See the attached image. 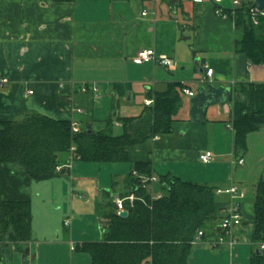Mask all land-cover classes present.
Instances as JSON below:
<instances>
[{"label":"crops","instance_id":"obj_1","mask_svg":"<svg viewBox=\"0 0 264 264\" xmlns=\"http://www.w3.org/2000/svg\"><path fill=\"white\" fill-rule=\"evenodd\" d=\"M233 1L224 0L221 7L232 9ZM215 9L211 0H0V123L38 115L120 136L121 119L139 118L149 108L145 101L169 84L185 85L195 95L209 84L233 92L241 84H264V65L236 53L234 22L216 17ZM149 49L176 65L133 62ZM206 67L213 69L212 78ZM180 97L171 132L128 147L124 164L77 163L39 183L0 165V198L30 202L32 210V241L20 248L2 246L0 264H92L76 247L103 241L105 194L111 201L125 193L133 164L147 161L157 178L169 175L215 190L237 185L245 193L238 200L242 226L234 233L237 243L209 246L220 236L231 201L217 195L219 218L208 237L194 245L188 264H250L258 250L252 237L255 189L264 181V126L248 136L244 164L238 165L229 128L233 104L211 106L196 122L193 97ZM206 152L213 159L204 164L200 156ZM154 191L163 194L157 185ZM250 192L253 200L247 201Z\"/></svg>","mask_w":264,"mask_h":264},{"label":"trees","instance_id":"obj_2","mask_svg":"<svg viewBox=\"0 0 264 264\" xmlns=\"http://www.w3.org/2000/svg\"><path fill=\"white\" fill-rule=\"evenodd\" d=\"M253 6L243 0L239 7L223 9L220 5V8L234 22L236 53L244 55L253 65H264V17H259L254 25L250 13ZM182 87L186 86L167 85L165 91L150 97L153 106L139 118H122L124 132L120 136L96 133L90 127H82L79 134H73L71 122L38 115L20 122L0 123V165L18 169L34 182L48 181L61 174L56 168L67 163L72 144L80 156L78 163L124 164L129 160L128 147L171 132L173 119L182 107ZM233 94L230 103L234 147L235 156L240 159L247 152L248 136L264 126V84H241ZM132 169L139 176L154 175L151 161L134 163ZM158 180L155 185L163 196L152 200L141 179L130 176L127 190L120 196L133 193L148 205L136 202L133 208H128L126 218L118 215L107 192L100 207L107 230L104 240L84 243L76 250L88 254L92 264H143L149 260L153 264H188L198 232L204 233L203 239L207 238L219 218L221 210L215 189L169 175ZM254 215L252 239L258 244L264 241V181L255 189ZM31 241L30 202H6L0 198V248L6 245L20 248ZM250 264H264V255L254 253Z\"/></svg>","mask_w":264,"mask_h":264},{"label":"built area","instance_id":"obj_3","mask_svg":"<svg viewBox=\"0 0 264 264\" xmlns=\"http://www.w3.org/2000/svg\"><path fill=\"white\" fill-rule=\"evenodd\" d=\"M195 3L202 4L207 0H192ZM213 4L216 6L215 9V15L216 17L220 19L227 18V15L224 14L223 9L220 8V5L224 2V0H211ZM254 4V0H247ZM241 5V2L239 0L233 1V8L239 7ZM251 17L253 19L254 25L258 24V18L264 17V12L259 10L255 5L250 9ZM147 13L143 12L142 16H146ZM133 62L135 64H144V63H158L162 67L165 68H172L176 65L175 61L169 57L166 56H159L155 53L154 50H142L140 51L137 56L133 59ZM206 76L207 78H212L213 76V69H210L206 67ZM3 82H7V80H3ZM29 95L33 94V91L28 92ZM180 94L185 95L188 97H195V93L188 89L187 87H182L180 89ZM154 104L153 100H147L145 101L146 107H151ZM77 113H82L81 110H77ZM233 130V126L229 127ZM71 130L73 134H79L80 133V127L77 122L73 121L71 122ZM213 159V153L206 152L200 156V161L204 164L210 163ZM80 161V156L77 153V147L76 145L72 144L68 150V158L67 163L58 166L56 168V171L62 172L63 170H72ZM236 163L238 165H243L244 160L242 158L237 159ZM134 176H137L141 179V183L143 188L151 195L152 200L160 199L162 198V194L155 193L154 187L155 184L159 182L158 178L156 176L151 177H143L137 175L135 172L133 173ZM216 195H228L230 197V204L228 208L225 210L224 217L220 223V236L216 241L210 242L209 246L213 249L219 247V246H234L237 242L234 237L235 231L242 226V214H241V204L238 202V200H241L245 197V193L240 190V188L237 185H230L227 189H216L215 190ZM142 202L145 205H148L146 201L136 196L133 193H130L126 195L125 197H122L120 195H113L111 202L115 206L118 215L120 213L127 211L128 208H133L136 204V202ZM150 207V206H149ZM204 233L198 232L196 239L193 243V245L199 244L203 240ZM258 253L264 255V241L258 243ZM143 264H153L152 260H149L148 262H145Z\"/></svg>","mask_w":264,"mask_h":264},{"label":"water","instance_id":"obj_4","mask_svg":"<svg viewBox=\"0 0 264 264\" xmlns=\"http://www.w3.org/2000/svg\"><path fill=\"white\" fill-rule=\"evenodd\" d=\"M254 5L264 12V0H254ZM234 94L232 89L226 87H215L212 84L200 88L197 95L192 98V111L191 116L194 121L202 122L205 111L214 105H225L230 102ZM64 174V172L62 173ZM128 212L120 213V217L126 218Z\"/></svg>","mask_w":264,"mask_h":264},{"label":"rangeland","instance_id":"obj_5","mask_svg":"<svg viewBox=\"0 0 264 264\" xmlns=\"http://www.w3.org/2000/svg\"><path fill=\"white\" fill-rule=\"evenodd\" d=\"M248 147V146H247ZM261 150H264V147L261 149ZM244 175H246V172H245V174ZM248 177V175L247 176H245L244 178H247ZM252 180V179H251ZM250 179H249V181H247V189L249 190V191H251L252 190V181H251ZM122 189L120 188L119 190H118V192L119 191H121ZM248 200H253V193L252 192H250V194H248L247 195V201ZM105 236V235H104ZM103 237V236H102ZM104 238V237H103ZM104 240V239H103Z\"/></svg>","mask_w":264,"mask_h":264}]
</instances>
